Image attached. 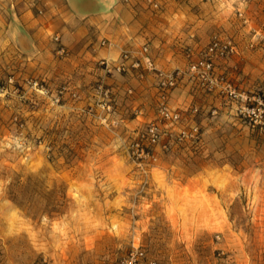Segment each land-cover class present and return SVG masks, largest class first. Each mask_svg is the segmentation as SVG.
Segmentation results:
<instances>
[{
  "label": "rangeland",
  "instance_id": "obj_1",
  "mask_svg": "<svg viewBox=\"0 0 264 264\" xmlns=\"http://www.w3.org/2000/svg\"><path fill=\"white\" fill-rule=\"evenodd\" d=\"M258 1L146 14L144 43L121 51L146 45L159 70L186 72L214 36L238 50L212 88L185 75L169 90V124L152 72L75 65L62 33L27 27L37 0H0V264H116L137 246L156 264H264V124L239 114L264 92V49L247 47L264 33Z\"/></svg>",
  "mask_w": 264,
  "mask_h": 264
},
{
  "label": "crops",
  "instance_id": "obj_2",
  "mask_svg": "<svg viewBox=\"0 0 264 264\" xmlns=\"http://www.w3.org/2000/svg\"><path fill=\"white\" fill-rule=\"evenodd\" d=\"M37 2L44 7V13L39 17L31 15L30 18L31 10H27L23 14L29 22L27 27L37 30L38 33L59 31L62 33V40H65V47L76 53L77 59L73 60L76 62L75 65L87 61L89 66L95 65L99 59L116 60L118 58L116 55L120 54L126 45L130 46L134 42L144 43L150 31L146 23L148 19L146 14L162 15L165 11L164 9L162 12L154 13L140 5H124L120 0H37ZM240 8L239 6L237 11H242ZM102 35H105L107 43L110 44L108 48L102 49L95 41ZM69 73L65 75L70 77Z\"/></svg>",
  "mask_w": 264,
  "mask_h": 264
},
{
  "label": "built area",
  "instance_id": "obj_3",
  "mask_svg": "<svg viewBox=\"0 0 264 264\" xmlns=\"http://www.w3.org/2000/svg\"><path fill=\"white\" fill-rule=\"evenodd\" d=\"M249 0H242L247 2ZM120 2L127 6L140 5L151 12H161L167 0H120ZM41 14L42 11L38 10ZM237 15L240 18H244L243 12L237 11ZM245 22V19H244ZM58 35L54 40L58 41ZM101 45H105V42H101ZM260 45L264 49V33L259 31H253V35L249 40L247 47L249 49L255 48ZM109 47L110 44L107 43ZM237 47L231 40H221L217 37H213L206 46L200 58L196 61L189 63L186 72L181 70L163 71L155 67L152 58L149 55L146 45L141 46L138 50H123L117 60L109 63L108 60H101L100 64L104 65L106 70L111 71L110 67L117 72H127L129 70L134 71H148L152 72L156 78V86L158 90V105L157 114L158 117L169 124L177 123L181 119V113L179 111H172L168 107L167 98L169 90L175 88L183 76L188 75L191 78H197L204 82L210 89L216 82V78L213 76L214 64L216 61H224L229 57L237 54ZM60 52H63L61 49ZM68 52L65 50V56ZM142 76V75H140ZM36 85V83H34ZM256 105H242L239 109V114L248 118L254 124H264V92H262L256 100ZM195 112L196 109H193ZM150 127L146 131V136L149 146H154L157 143L159 134L157 124H150ZM196 126V125H192ZM192 131H196V127L192 128ZM187 136L185 131L180 132V138ZM138 157L147 158L155 161L156 157L153 151L149 147H140L138 150ZM116 264H156L154 261L148 260L145 254V250L140 247L132 248L125 256L120 258Z\"/></svg>",
  "mask_w": 264,
  "mask_h": 264
}]
</instances>
